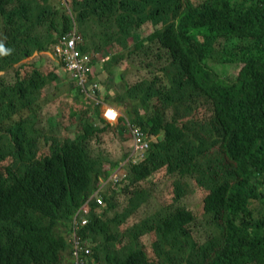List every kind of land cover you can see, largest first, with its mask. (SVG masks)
Instances as JSON below:
<instances>
[{
	"label": "trees",
	"instance_id": "obj_1",
	"mask_svg": "<svg viewBox=\"0 0 264 264\" xmlns=\"http://www.w3.org/2000/svg\"><path fill=\"white\" fill-rule=\"evenodd\" d=\"M73 39L93 58L82 102L109 104L94 86L106 72L120 123L156 138L117 180L122 164L97 147L102 112H73L71 142L33 109L60 81L40 67ZM0 46V264H264V0H0ZM219 65L241 70L224 78ZM163 171L181 194L151 210ZM199 188L200 212L185 205ZM155 233L159 259L144 241Z\"/></svg>",
	"mask_w": 264,
	"mask_h": 264
},
{
	"label": "rangeland",
	"instance_id": "obj_2",
	"mask_svg": "<svg viewBox=\"0 0 264 264\" xmlns=\"http://www.w3.org/2000/svg\"><path fill=\"white\" fill-rule=\"evenodd\" d=\"M63 2V1H62ZM151 29V28H149ZM147 33L148 30H147ZM77 39V38H76ZM77 43H81L80 39H77ZM129 44H132V39ZM114 52L115 49H112ZM49 57L55 59V63L50 62L47 60L46 64H43V67H40V72L43 74H50L54 73V75H60V81L58 83H53L52 86L47 87L42 92L40 91L38 93L39 100L34 105L33 108L35 111L40 110L41 115L40 118L43 119L44 124H47L48 120H50L52 123L55 121H59L61 124L60 127V135L65 138L69 139L71 142H73L77 134V128L73 125L74 120L72 119V113L80 111L83 108V105H87L85 107H92V110L97 109L101 115V121L97 120L95 123L98 126L105 127L106 131L102 134V142L97 147H99V150L105 154L106 156L112 158L114 161H118L117 163H121L123 167L131 169L132 165L130 163V151L132 150V147L135 143V140L131 137H129L128 132L126 131L124 134L121 133L120 130H125V126L120 123V119L116 118L117 113L115 110H118L121 115L124 114L125 110H127L125 107L121 106V102L118 103L116 99L113 98L112 94L115 93L113 89H108L107 87V73H97L95 74L94 79L101 87L100 96L108 98V103L111 104L110 111L114 113L115 121H108L105 116L111 117V112L108 111V104L105 101L98 102L97 105H94L95 109L93 108V104H89L86 100L82 102L80 99L82 97V94L79 92L76 93L74 88L83 87L80 83L76 82L73 83V81L70 79V74L67 73L64 69V66L54 57L53 53H48ZM39 58V55L35 54L34 57L27 59L25 62H31L33 60H36ZM81 61H84L83 58H79L76 60V64L79 65ZM75 64V67L77 68V65ZM216 73L223 76L224 78H234L237 77L239 74L241 67L237 65H219V66H213L212 67ZM34 70V68H30L28 72L24 75V77L31 74V72ZM83 74L86 77V69H83ZM4 73V72H3ZM0 73V76L3 74ZM34 78H32L33 80ZM37 79V78H35ZM34 79V80H35ZM58 84V85H57ZM77 88V89H78ZM86 92V90H85ZM111 94V95H110ZM96 102V100H94ZM102 102V103H101ZM84 103V104H83ZM100 104V105H99ZM107 104V105H106ZM115 109V110H114ZM144 109H146V105H144ZM114 110V111H113ZM108 111L109 113H106ZM58 115V117L51 118L50 116ZM18 118V117H16ZM58 118V119H57ZM199 119L200 116L197 114H194L193 120ZM57 119V120H56ZM177 119L187 125V128L190 127V123L188 122L189 119L187 116L179 115L177 116ZM103 120V121H102ZM110 120V119H109ZM112 120V119H111ZM122 127V129L118 127ZM124 127V129H123ZM6 140V135L4 133L0 132V141ZM142 160L146 161V158L142 156ZM9 163H2L0 166V171L6 172V169L8 168ZM110 165H106V170H109ZM121 177V176H120ZM152 185L151 190L153 191V197L150 199L149 203L151 204L152 208L151 210H155L161 206H167L173 204V202L177 201L181 194V187L178 186V181L174 179L172 174H169L165 171L159 173L152 179ZM124 186V185H123ZM123 186L121 188H123ZM199 193V194H198ZM197 195H194L189 198L188 203H185L188 207H195L200 212V208L203 206L202 200L203 196L205 195V191L202 189H198ZM143 219V216H135L131 219L128 225L124 226L120 232H125L128 228L140 223ZM144 241L146 243V246L148 248V251L150 253V256L153 259H156V257L159 259L162 254L168 249L167 245V239L164 237V235L161 233H155L152 234L146 238H144Z\"/></svg>",
	"mask_w": 264,
	"mask_h": 264
},
{
	"label": "built area",
	"instance_id": "obj_3",
	"mask_svg": "<svg viewBox=\"0 0 264 264\" xmlns=\"http://www.w3.org/2000/svg\"><path fill=\"white\" fill-rule=\"evenodd\" d=\"M65 44L67 45V47H65V48L60 47L57 50L60 53H62L64 51V58L69 63V69L73 72L72 76L75 79L78 77L81 79L78 83L83 85V87H81V88L84 89L85 84L87 82L88 71L90 69L89 65H91V63H92V57H88V56L82 57V55H80L79 52L75 51L74 48L76 45V41L74 39L70 40V41H66ZM79 58H83L84 61H81L79 63V65H77L76 60ZM75 64L77 65V68L75 67ZM83 69H86V72H87L86 77L83 74L84 73ZM90 72H91V70H90ZM132 133H133V137L135 140L137 152H139L140 155H143V151L145 149H147L149 146L144 143L143 134L141 133V131L139 129H133L132 128ZM98 202L103 203V201L101 199H98ZM87 223L88 222L86 220H84L83 224L86 225Z\"/></svg>",
	"mask_w": 264,
	"mask_h": 264
},
{
	"label": "clouds",
	"instance_id": "obj_4",
	"mask_svg": "<svg viewBox=\"0 0 264 264\" xmlns=\"http://www.w3.org/2000/svg\"><path fill=\"white\" fill-rule=\"evenodd\" d=\"M77 40V39H76ZM78 44V43H77ZM60 47H63V45H60V46H58L57 47V49L58 48H60ZM6 50H4L3 48H2V46H0V52H5ZM81 52V51H80ZM51 53H53V55H54V57L56 58L57 56L59 57V59H57L59 62H61L62 60H64L65 58H64V51L62 52V53H60L58 50H56V55L54 54V52H51ZM30 59V58H29ZM92 64H93V58H92V63H91V65H89V68H90V70H91V67H92ZM91 73V72H90ZM89 73V74H90ZM43 74V73H42ZM89 74L87 75V79L89 78ZM43 75H45L46 76V74H43ZM49 75H54V73H50ZM94 77H95V75H94ZM98 83L96 82L95 84H94V86H96ZM50 86H52V85H50ZM49 87V86H48ZM46 89V88H45ZM101 101H103V100H101ZM107 105V104H106ZM108 106H109V108H108V111L110 112V108H111V104L109 103L108 104ZM126 108V107H125ZM115 110V109H114ZM108 111H106V113H108ZM116 111V113H117V117L116 118H119L120 120H122V118H124V116H126L127 115V110H125V112H124V114L123 115H121L120 114V112L118 111V110H115ZM113 113V112H112ZM114 114V113H113ZM106 118V120H108V121H115V120H109L108 119V116H105ZM130 121V120H129ZM125 126V128L127 129V132L128 131H130V133H131V135H129V137H131V138H133L134 139V137H133V133H132V128L133 129H139L140 131H141V133L143 134V139H144V143L145 144H147L149 147H151L152 146V144L155 142V140H156V138L155 137H150L149 135H147L144 131H143V129L141 128V127H139V125L138 124H135V123H132L131 121H130V125L129 126H126V125H124ZM132 145H134L133 147H132V152H131V155H130V163H131V165H132V167H133V162H135L136 160H138V158L139 157H141V160H142V156H144V155H140L139 154V152H137V149H136V145H135V143L134 144H132ZM148 147V148H149ZM145 157V156H144ZM146 158V157H145ZM144 162V160H142V162H141V164ZM122 167V170H120V172H119V176H117L116 178H114V180H116L117 178H120V176H122V177H124V176H128L129 175V169L128 168H125V167H123V166H121Z\"/></svg>",
	"mask_w": 264,
	"mask_h": 264
},
{
	"label": "bare ground",
	"instance_id": "obj_5",
	"mask_svg": "<svg viewBox=\"0 0 264 264\" xmlns=\"http://www.w3.org/2000/svg\"><path fill=\"white\" fill-rule=\"evenodd\" d=\"M62 36H64V35H62ZM65 38H66V37H65ZM61 39H62V38H61ZM59 46H60V45H59ZM57 47H58V46H57ZM56 50H57V49H56ZM63 61H64V60H63ZM65 63H66V62H65ZM88 73H89V72H88ZM96 86H97V85H96ZM99 91H100V90H99ZM88 92H89V91H88ZM90 93H91V92H90ZM89 97H90V96H89ZM92 98H93V97H92ZM101 103H102V102H101ZM99 105H100V104H99ZM113 111H114V110H113ZM110 112H111V111H110ZM108 113H109V112H108ZM111 114H112L111 117H108V119H110V120H111V119H112V120L115 119L114 114H113L112 112H111ZM108 116H109V115H108ZM145 150H146V149H145ZM122 166H123V165H122Z\"/></svg>",
	"mask_w": 264,
	"mask_h": 264
},
{
	"label": "crops",
	"instance_id": "obj_6",
	"mask_svg": "<svg viewBox=\"0 0 264 264\" xmlns=\"http://www.w3.org/2000/svg\"><path fill=\"white\" fill-rule=\"evenodd\" d=\"M80 52V51H79ZM81 87H79L78 89H80ZM80 92H81V90H80Z\"/></svg>",
	"mask_w": 264,
	"mask_h": 264
}]
</instances>
